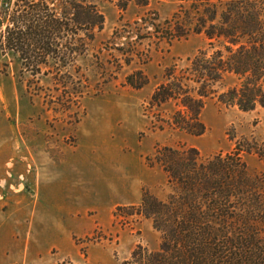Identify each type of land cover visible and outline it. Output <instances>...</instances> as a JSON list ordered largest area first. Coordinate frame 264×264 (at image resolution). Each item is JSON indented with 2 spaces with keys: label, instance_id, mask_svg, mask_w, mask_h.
I'll use <instances>...</instances> for the list:
<instances>
[{
  "label": "trees",
  "instance_id": "trees-1",
  "mask_svg": "<svg viewBox=\"0 0 264 264\" xmlns=\"http://www.w3.org/2000/svg\"><path fill=\"white\" fill-rule=\"evenodd\" d=\"M130 1L140 7L150 2L120 0L119 9ZM173 1L178 5L168 19L148 11L117 27L109 39L113 44L123 33L141 29L147 35L139 40L157 38L168 45L193 36L205 40L182 64L164 69L148 100L150 110L160 109L152 113L150 129L200 137L206 132L201 115L212 99L243 112L264 108V0ZM2 5L1 54L17 56L21 73L51 75L60 90L51 101L59 106L54 110L69 112L87 88L71 68L103 30L104 15L93 0H2ZM115 46L109 50L127 67L135 58L141 65L149 61ZM148 84L139 68L125 76L123 86L141 90ZM245 154L258 158L260 172H251ZM145 161L165 175V196L144 189L138 205L118 206L114 218L122 225L133 217L149 220L160 241L156 250L137 245L121 264H264V141L243 138L232 151L210 157L190 145L157 144ZM97 230L92 240H99Z\"/></svg>",
  "mask_w": 264,
  "mask_h": 264
},
{
  "label": "rangeland",
  "instance_id": "rangeland-1",
  "mask_svg": "<svg viewBox=\"0 0 264 264\" xmlns=\"http://www.w3.org/2000/svg\"><path fill=\"white\" fill-rule=\"evenodd\" d=\"M119 1L93 0L105 24L71 68L73 76H83L87 88L84 98L69 112L54 110L59 106L51 101L60 90L51 75L33 77L21 73L18 57L0 52V264H121L137 245L158 248L160 235L149 220L133 217L122 225L118 218L107 220L95 210L88 216L94 220L93 229L99 231L98 241L92 240V229L81 236L72 235L70 243V216L59 214L53 241L48 231L47 206L39 199L40 179L44 183L55 174L51 180L60 193L65 182L70 181V167L80 165L93 183L92 193L106 195L114 191V181L127 180L131 172L126 189L132 196L133 183L140 198L144 189L162 198L167 192L165 175L158 167L149 168L145 161L157 144L190 145L203 157H210L232 151L243 138L264 141V108L243 112L215 99L208 100L201 115L206 126L204 135L193 137L170 129L152 131V113L160 109L150 110L148 100L162 80L164 69L174 62L182 64L205 46V40L193 36L168 45L157 38L139 40L147 35L140 29L123 33V38L110 44L113 32L123 23H132L148 11L164 21L178 5L173 0H150L147 6L140 7L130 1L121 11ZM2 9L0 0V12ZM5 25L0 14V31ZM117 44L131 52L138 51L139 56L142 53L148 63L141 65L135 58L132 66H125L120 54L109 50L116 49ZM139 68L149 78V84L141 90L123 86L125 76ZM244 159L252 173L262 170L255 155L245 154ZM42 190L48 191V185ZM122 193L126 195L124 190ZM41 215L45 223L39 227Z\"/></svg>",
  "mask_w": 264,
  "mask_h": 264
},
{
  "label": "crops",
  "instance_id": "crops-1",
  "mask_svg": "<svg viewBox=\"0 0 264 264\" xmlns=\"http://www.w3.org/2000/svg\"><path fill=\"white\" fill-rule=\"evenodd\" d=\"M52 170L49 168L48 173L49 177ZM127 174V180H122L116 183L111 189L113 192L109 194L102 195L98 192L92 193L91 185L93 184L88 178L87 172L85 174V167L80 165H72L70 167V181H66L64 186L61 187V192L57 193L55 191V184L53 180L55 174H52V177L42 183L41 179L39 180V199L44 201V204L47 206L45 212L48 217V231L52 234L53 241L57 237V215L70 216V243L72 235H84L88 232H91L94 228V220L89 218L88 214L91 210H95L98 213H103L106 219L110 217L114 218L113 209L118 205H138L141 201V198L138 195L137 186L131 184L130 188H134L135 194L132 196L130 194V189H126L127 181H129ZM43 185V186H42ZM48 185V191L43 193L42 188ZM123 190L126 192V195L123 194ZM123 194V195H122ZM59 196V201L58 197ZM42 196V197H41ZM38 207V204H37ZM38 225L40 227L41 222L45 223L43 215L38 217ZM98 225L106 226L105 222H98ZM94 231V229H93ZM40 241V240H39ZM30 246H35L31 244Z\"/></svg>",
  "mask_w": 264,
  "mask_h": 264
}]
</instances>
